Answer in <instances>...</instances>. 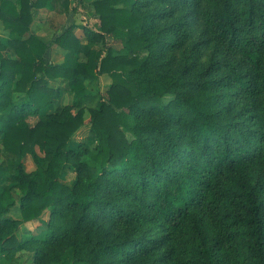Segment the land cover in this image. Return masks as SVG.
Returning a JSON list of instances; mask_svg holds the SVG:
<instances>
[{
  "label": "trees",
  "instance_id": "1",
  "mask_svg": "<svg viewBox=\"0 0 264 264\" xmlns=\"http://www.w3.org/2000/svg\"><path fill=\"white\" fill-rule=\"evenodd\" d=\"M81 1L0 0V264L71 249L84 264H264V0H95L99 29H84L101 52L72 24L55 42L86 60L47 61L37 13ZM103 74L86 107L99 95L85 80ZM56 77L73 101L53 110ZM87 111L98 143L74 147ZM36 220L43 233L21 236Z\"/></svg>",
  "mask_w": 264,
  "mask_h": 264
},
{
  "label": "rangeland",
  "instance_id": "2",
  "mask_svg": "<svg viewBox=\"0 0 264 264\" xmlns=\"http://www.w3.org/2000/svg\"><path fill=\"white\" fill-rule=\"evenodd\" d=\"M95 0H82L80 2V6L76 10L70 9L69 12H64L61 8V5L56 2L49 3L46 7L41 8L42 18L39 20V22H35L33 29L34 31H40L44 34L48 35L49 43H53L55 37L57 34L61 33L63 30H65L68 26L75 24L74 33L76 34L77 38L80 40V44L83 45H89L90 49L97 51V53L101 52V50L104 48V43L102 42H89V39L86 35V32L84 33L83 27H88L91 29H99L100 26V20L96 15L91 13V5ZM44 26V31L40 28L41 26ZM32 27V26H31ZM32 29V28H31ZM85 30V29H84ZM6 31V32H4ZM5 27L3 21L0 18V37L1 39H6L8 37L9 31ZM35 33V32H33ZM37 34V33H35ZM50 44L48 46L47 51L45 52V57L47 61H54L55 63L63 64V65H69L74 66L77 61L80 60H86V56L84 54V51L81 53H72L68 51L67 49L63 48L62 46H57L54 44ZM112 43V42H111ZM116 47L123 48V43L120 41H115L113 43ZM3 55L10 56V57H17L15 55L14 50L12 49H5L3 51ZM129 71V67H124L122 69V73L124 75H127ZM112 77L110 74H103L98 79H87L85 80L86 87L88 91H91L92 93H96L99 96L96 99L89 100L86 102V107H98L100 97L107 92L109 89L110 84L112 83ZM49 87H60L63 90L62 96L60 99H58L57 103L54 104L53 110L63 107L65 104L72 102V91L69 86V82L67 78L64 77H56L55 79H49L48 83ZM130 122L132 120L130 119ZM128 137H131V133L127 131ZM81 142H85L89 144L91 147H94L98 143L97 136L91 129L90 125V114L87 111L85 114V123L84 125L78 129V131L73 136L71 145L74 147H78ZM0 146H2V140L0 138ZM3 147V146H2ZM34 150L38 152L40 155H43L38 145L34 146ZM36 164L33 159V155L28 153L24 157V167L27 171H32L36 167ZM63 175V180L67 182H71L75 178V171L72 167L67 166L65 168ZM9 186H11L13 183L12 181H8L7 183ZM13 191L16 193V188L13 189ZM15 217L21 218V212L18 207L12 208L11 212ZM44 217L47 219L48 215H44ZM41 221H32L28 223H22L21 225V236L28 235L30 233H33L34 235L42 234L44 231L43 226L41 225ZM17 257V260L14 264H33L32 255L28 253L27 251H20L15 254ZM75 255L73 253V249L67 251L66 255L62 257V261L57 264H84L82 261L76 260L74 258Z\"/></svg>",
  "mask_w": 264,
  "mask_h": 264
},
{
  "label": "crops",
  "instance_id": "3",
  "mask_svg": "<svg viewBox=\"0 0 264 264\" xmlns=\"http://www.w3.org/2000/svg\"><path fill=\"white\" fill-rule=\"evenodd\" d=\"M51 3H54V4H56V2H51ZM50 3V4H51ZM42 9H40L39 10V12L37 13V16H36V19L33 21V23L31 24V28H32V32H35V33H37L38 35H42V36H44V37H46L47 39H48V35L47 34H44V33H42V32H40V31H34V29H33V26H34V23L35 22H39V20L42 18V16H41V13H42V11H41ZM44 24H43V26H41L40 28L44 31ZM84 28V27H83ZM9 31V30H8ZM7 31V32H8ZM83 31H84V33H85V30L83 29ZM4 32H6V31H4ZM58 35V34H57ZM8 36H9V34H8ZM56 38V37H55ZM0 40H1V37H0ZM3 40V39H2ZM49 41V40H48ZM51 43H52V41H51ZM51 43H49V45L51 44ZM52 44H54V45H57V46H60L59 44H56V42H55V39H54V41H53V43ZM50 62H54V61H50ZM55 63V62H54ZM55 88H58V87H55ZM62 89V88H61ZM72 101H73V96H72ZM71 103V102H70ZM67 104H69V103H67ZM66 105V104H65ZM64 105V106H65Z\"/></svg>",
  "mask_w": 264,
  "mask_h": 264
}]
</instances>
